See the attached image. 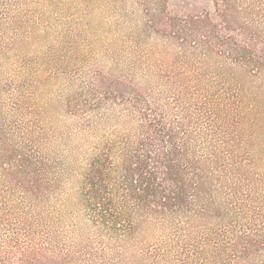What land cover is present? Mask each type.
I'll use <instances>...</instances> for the list:
<instances>
[{"label":"rangeland","instance_id":"374dc122","mask_svg":"<svg viewBox=\"0 0 264 264\" xmlns=\"http://www.w3.org/2000/svg\"><path fill=\"white\" fill-rule=\"evenodd\" d=\"M231 3L237 24L217 16L222 0H0V262L30 251L36 264H264V72L231 53L246 44L240 26L264 40V0ZM210 98L214 125L197 119ZM156 107L178 138L191 132L225 158L230 216L181 237L153 224L124 250L93 223L83 176L110 142L118 167L140 136V111L162 120ZM183 111L197 124L179 129ZM247 234L255 246L245 255ZM141 244L163 247L160 262Z\"/></svg>","mask_w":264,"mask_h":264},{"label":"trees","instance_id":"16d2710c","mask_svg":"<svg viewBox=\"0 0 264 264\" xmlns=\"http://www.w3.org/2000/svg\"><path fill=\"white\" fill-rule=\"evenodd\" d=\"M222 1H226V6L217 11V16L227 24H237L231 0ZM210 17L206 15L204 22ZM239 29L241 37L247 41L246 44L233 42V62L253 69L252 74H262L264 40L260 42V36L252 33L247 26H240ZM218 41L224 49L230 46L225 41ZM204 104H196L200 116L197 119L206 117L214 125L218 114L215 111L219 108L211 111L207 107L209 104L214 106L211 98ZM156 108L158 110L159 107ZM183 113L185 120L179 129L187 128L190 123L197 124L188 111ZM140 114V136L135 146L126 144L124 151L118 155L120 165L115 166L116 145L110 142L92 157L89 169L83 176L82 195L85 206L93 214V223L107 230L110 236L120 238L124 250H130L135 247L133 242L136 237L149 236V226L153 224L160 226L167 223L158 229L165 232L169 227V231L177 232L181 237L190 232L191 227L197 228L198 224L226 221L230 212L220 202L223 194L221 187L223 184L229 186L231 174L223 166L225 158L216 154V145L193 140L191 132L187 137L178 138L174 128L165 122L166 111L161 108L157 113L162 119L159 122L148 120L143 111ZM204 146H207V150ZM203 151L209 153L201 154ZM116 191L120 194V202L115 197ZM136 221L139 222L137 226ZM180 221L183 223L178 224ZM242 239L246 240L242 253L249 254L250 248L255 245L251 244L249 234ZM141 247L146 254H154L156 258L160 257L159 252L163 249L149 248L145 244H141ZM180 247L184 250V246ZM10 255L15 253H5L0 264H9ZM34 255L29 251L18 264H36L32 257ZM42 261L43 264L52 263L47 258H42ZM181 261L182 264L188 263L184 258ZM157 262H160V258Z\"/></svg>","mask_w":264,"mask_h":264}]
</instances>
